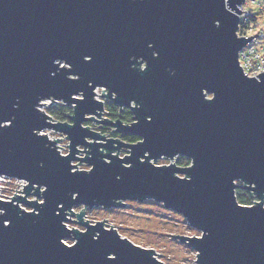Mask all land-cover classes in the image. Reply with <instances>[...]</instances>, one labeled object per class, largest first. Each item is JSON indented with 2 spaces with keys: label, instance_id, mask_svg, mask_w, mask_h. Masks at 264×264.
Instances as JSON below:
<instances>
[{
  "label": "water",
  "instance_id": "95a60500",
  "mask_svg": "<svg viewBox=\"0 0 264 264\" xmlns=\"http://www.w3.org/2000/svg\"><path fill=\"white\" fill-rule=\"evenodd\" d=\"M245 1L0 0V176L26 184L0 200V264H162L85 218L148 200L200 232L170 235L195 264H264V73L238 64L254 36L238 37ZM101 87L132 123L103 115ZM47 100L71 107L68 120ZM179 156L190 165L155 164ZM237 187L256 201L240 204Z\"/></svg>",
  "mask_w": 264,
  "mask_h": 264
},
{
  "label": "rangeland",
  "instance_id": "374dc122",
  "mask_svg": "<svg viewBox=\"0 0 264 264\" xmlns=\"http://www.w3.org/2000/svg\"><path fill=\"white\" fill-rule=\"evenodd\" d=\"M254 1V3L249 1L245 7L247 9L254 8L256 3L262 0ZM101 92L102 88L96 90V93L100 95L99 99L101 101L103 100L105 104L108 100L101 97ZM103 93H105V91H103ZM47 103H45L46 106H41V109L46 113L48 108L51 107L48 106ZM89 126L96 128L93 124ZM43 133L52 139L61 138L59 145L63 148L68 144L64 135L60 133L57 134L50 130L44 131ZM104 134L107 135V133ZM124 154L125 151L122 150L119 155L123 156ZM175 160L176 158L173 160L161 158L156 161L155 164L158 166L167 165L170 162H175ZM77 169L83 170L88 169V167L82 163L77 165ZM79 209L80 208H74L75 211ZM85 214V218L88 219L90 223H94L97 220H106L103 222L107 226L112 225L120 235L132 241L134 244L147 249H153L156 258L162 264H195V252L187 245L180 243L174 238L172 239L170 235L176 234L195 237L199 236L200 232L190 228L187 221L179 214L165 209L162 203L159 204L152 200L141 203L128 201L126 202L125 208L106 210L102 208L86 209ZM68 226L74 227L76 225L68 223ZM68 242L71 243L72 241Z\"/></svg>",
  "mask_w": 264,
  "mask_h": 264
},
{
  "label": "built area",
  "instance_id": "2783aa9c",
  "mask_svg": "<svg viewBox=\"0 0 264 264\" xmlns=\"http://www.w3.org/2000/svg\"><path fill=\"white\" fill-rule=\"evenodd\" d=\"M249 1H251L252 3L255 2L254 0H246L245 3L240 6V9L242 11L239 16L240 24H239L237 33H238V37L243 36V37L249 38V37H252L253 35L254 36L238 52L237 54L238 64L241 67L243 73H245L247 77L258 78L256 74L264 73V0L256 3V6L254 8L247 9L245 5H247ZM255 34H258V35L255 36ZM101 88H96L94 90V93L96 94L95 98L97 100H100V99H99V95L96 93V90L101 89ZM47 102L50 103V101L47 100L43 102L42 104L47 103ZM58 103H51L48 106H53L54 104H58ZM103 115H105V113ZM48 138L50 137L48 136ZM59 143H57L56 146L61 147ZM67 145L64 148L62 147L60 149L59 148H56V149L59 151V153L64 155L68 152ZM23 185H26L23 180L14 179L8 176H0V200L9 201L11 200V197H14L15 195L17 196L22 195V192L18 190L23 189L24 188ZM19 205L22 206L24 209L29 210L22 204H19ZM65 243L67 245L72 244V242L69 243L68 241H65Z\"/></svg>",
  "mask_w": 264,
  "mask_h": 264
},
{
  "label": "trees",
  "instance_id": "16d2710c",
  "mask_svg": "<svg viewBox=\"0 0 264 264\" xmlns=\"http://www.w3.org/2000/svg\"><path fill=\"white\" fill-rule=\"evenodd\" d=\"M105 115L109 118L113 119H120L122 121V123H129V114H128V110L124 109V110H119V108L115 105L112 104L111 102H106L105 103ZM71 113V108L62 105L61 103L58 104H54L53 106H51L50 108H48L47 110V114H49V116L55 121V122H65L68 120V115ZM110 136L114 137V136H118L119 138H121L123 141H127V142H135L136 138L130 136L129 134H125V135H117V134H113L110 133ZM176 164L178 166H186L189 164V160H187L184 157L178 158L176 160ZM235 197L237 199V201L245 206H248L252 203V198L249 195H244V193L242 192V190H238L235 193Z\"/></svg>",
  "mask_w": 264,
  "mask_h": 264
},
{
  "label": "flooded vegetation",
  "instance_id": "af4514ba",
  "mask_svg": "<svg viewBox=\"0 0 264 264\" xmlns=\"http://www.w3.org/2000/svg\"><path fill=\"white\" fill-rule=\"evenodd\" d=\"M130 59H132V61H133V59H135V61L137 62V63H140L139 65L138 64H136V65H132V68H136V69H138V70H142L143 68H144V66H145V61H143V59H141V58H130ZM211 97H212V95H205V99H211ZM104 103V102H103ZM131 105L132 106H134L135 104L133 103V102H131ZM128 114H129V124L130 123H132L133 122V114L131 113V110L128 108ZM101 133L103 134V133H107V137H112V136H110L109 134L110 133H112V130L110 129V128H108V127H103L102 129H101ZM117 135H119V134H117ZM130 136H132V137H134V138H136V141L135 142H131V143H136V142H138L139 140H141V138L139 137V136H133V135H131L130 134ZM114 137H118V136H114ZM181 157H184V158H186L187 160H189V158H187V157H185V156H179V157H176V160L178 159V158H181ZM176 160H175V163H176ZM188 165H190V160H189V164ZM188 165H186V166H188ZM181 167V166H180ZM239 185H240V182H237ZM238 190H242V192L244 193V195H249L251 198H252V203H254L255 201H256V197H254V195H253V193L251 192V191H249V190H244V189H242L241 187H237L236 188V190H235V193L238 191ZM251 203V204H252Z\"/></svg>",
  "mask_w": 264,
  "mask_h": 264
},
{
  "label": "snow or ice",
  "instance_id": "6c2138e0",
  "mask_svg": "<svg viewBox=\"0 0 264 264\" xmlns=\"http://www.w3.org/2000/svg\"><path fill=\"white\" fill-rule=\"evenodd\" d=\"M89 59H90V57H89ZM253 186H255V185H253ZM259 203V202H258ZM249 207H251V206H249Z\"/></svg>",
  "mask_w": 264,
  "mask_h": 264
}]
</instances>
